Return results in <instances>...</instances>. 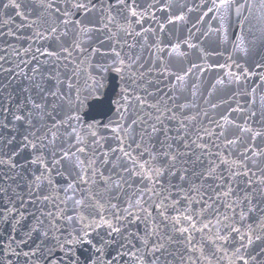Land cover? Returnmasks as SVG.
<instances>
[{
    "label": "snow or ice",
    "instance_id": "1",
    "mask_svg": "<svg viewBox=\"0 0 264 264\" xmlns=\"http://www.w3.org/2000/svg\"><path fill=\"white\" fill-rule=\"evenodd\" d=\"M0 264H264V0H0Z\"/></svg>",
    "mask_w": 264,
    "mask_h": 264
},
{
    "label": "water",
    "instance_id": "2",
    "mask_svg": "<svg viewBox=\"0 0 264 264\" xmlns=\"http://www.w3.org/2000/svg\"><path fill=\"white\" fill-rule=\"evenodd\" d=\"M209 23L215 24V21H209ZM238 34H239V33H237V35H238ZM184 35H186V33H184ZM178 38H180V34H179V33L177 34V37L173 39V42H175V40L178 39ZM230 55L233 57V59H237V56H236V54H234V53L232 52V48H231L230 45H229V46H222V47L220 48L219 52H218V53H215V54L212 56V60H213L214 62H219V63H221V64H231L232 61H230V60L228 59V57H229ZM241 62H243V59H242V58H241ZM227 70H228L227 68H224V69H218V70H217L215 73H213V74H215V75H219V74H221V73H223V72H225V71H227ZM233 70H234V69H233ZM213 74H209V75H213Z\"/></svg>",
    "mask_w": 264,
    "mask_h": 264
}]
</instances>
